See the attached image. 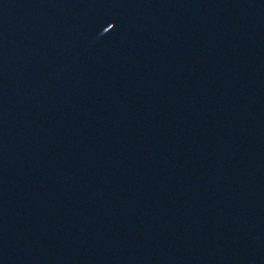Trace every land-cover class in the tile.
I'll use <instances>...</instances> for the list:
<instances>
[{"label":"water","instance_id":"water-1","mask_svg":"<svg viewBox=\"0 0 264 264\" xmlns=\"http://www.w3.org/2000/svg\"><path fill=\"white\" fill-rule=\"evenodd\" d=\"M0 264H264V0H0Z\"/></svg>","mask_w":264,"mask_h":264}]
</instances>
